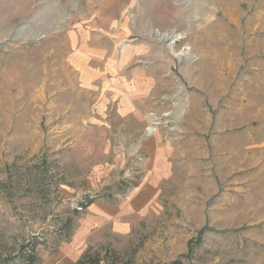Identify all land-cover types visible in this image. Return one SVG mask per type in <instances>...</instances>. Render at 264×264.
Segmentation results:
<instances>
[{"label":"rangeland","instance_id":"obj_1","mask_svg":"<svg viewBox=\"0 0 264 264\" xmlns=\"http://www.w3.org/2000/svg\"><path fill=\"white\" fill-rule=\"evenodd\" d=\"M28 242L264 264V0H0V263Z\"/></svg>","mask_w":264,"mask_h":264},{"label":"trees","instance_id":"obj_2","mask_svg":"<svg viewBox=\"0 0 264 264\" xmlns=\"http://www.w3.org/2000/svg\"><path fill=\"white\" fill-rule=\"evenodd\" d=\"M95 199H97V196L95 195L87 196L79 202V205L82 208H86L94 202ZM101 259L103 258H101L99 254L87 251L74 264H101ZM0 264H39L34 252V242H28L16 255L6 258L3 263ZM172 264H182V261L177 259Z\"/></svg>","mask_w":264,"mask_h":264},{"label":"crops","instance_id":"obj_3","mask_svg":"<svg viewBox=\"0 0 264 264\" xmlns=\"http://www.w3.org/2000/svg\"><path fill=\"white\" fill-rule=\"evenodd\" d=\"M96 201H97V200H96ZM96 201L92 202V203L90 204V206L93 205L94 203H96Z\"/></svg>","mask_w":264,"mask_h":264},{"label":"bare ground","instance_id":"obj_4","mask_svg":"<svg viewBox=\"0 0 264 264\" xmlns=\"http://www.w3.org/2000/svg\"><path fill=\"white\" fill-rule=\"evenodd\" d=\"M167 39V38H166ZM153 132V130L151 129V130H149V133H152Z\"/></svg>","mask_w":264,"mask_h":264},{"label":"built area","instance_id":"obj_5","mask_svg":"<svg viewBox=\"0 0 264 264\" xmlns=\"http://www.w3.org/2000/svg\"><path fill=\"white\" fill-rule=\"evenodd\" d=\"M90 196H93V195H90ZM80 209L82 208L80 205H79Z\"/></svg>","mask_w":264,"mask_h":264},{"label":"water","instance_id":"obj_6","mask_svg":"<svg viewBox=\"0 0 264 264\" xmlns=\"http://www.w3.org/2000/svg\"><path fill=\"white\" fill-rule=\"evenodd\" d=\"M164 38V37H163Z\"/></svg>","mask_w":264,"mask_h":264}]
</instances>
